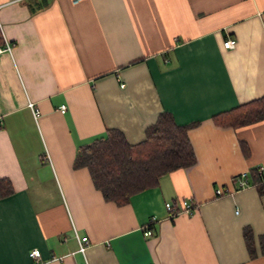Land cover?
<instances>
[{"label":"crops","instance_id":"crops-1","mask_svg":"<svg viewBox=\"0 0 264 264\" xmlns=\"http://www.w3.org/2000/svg\"><path fill=\"white\" fill-rule=\"evenodd\" d=\"M0 36V264H264V192L234 182L264 175V119L214 120L264 96V0H0ZM162 112L192 125L195 163L105 201L77 149L108 129L139 143ZM181 200L196 209L170 218Z\"/></svg>","mask_w":264,"mask_h":264},{"label":"trees","instance_id":"trees-1","mask_svg":"<svg viewBox=\"0 0 264 264\" xmlns=\"http://www.w3.org/2000/svg\"><path fill=\"white\" fill-rule=\"evenodd\" d=\"M1 39V36H0ZM264 119V96L251 100L214 117L218 125L241 127ZM192 125H177L169 112L160 113L146 128L144 139L129 144L117 129H108L104 136L77 149L73 167H86L94 187L102 198L117 206L128 203L130 197L158 184L165 174L192 166L195 155L188 138ZM244 154L247 146L242 144ZM251 179L259 192H264L261 177L253 170ZM10 182L0 179V197L11 194ZM242 237L251 259L257 256L254 235L249 227ZM258 248L264 255V234L258 236Z\"/></svg>","mask_w":264,"mask_h":264},{"label":"built area","instance_id":"built-area-1","mask_svg":"<svg viewBox=\"0 0 264 264\" xmlns=\"http://www.w3.org/2000/svg\"><path fill=\"white\" fill-rule=\"evenodd\" d=\"M70 1L73 4H77V3H79L82 0H70ZM234 45H235V40L232 39V38H227L223 42V47L227 48V49L233 48ZM3 51H10V45L8 43H5L4 47L0 48V52H3ZM28 105H29V107H30V109L32 111L33 116L36 117L38 115V113H39L38 108L33 106L32 103H29ZM60 111L64 112L65 111V106H61L60 107ZM257 172H258L259 177H261V181L260 182L264 183V175H263L262 167H259ZM234 182L236 183V189L235 190L244 189V188H247L249 186H255L253 183H251V182H249L247 180V173H242V174L238 175L234 179ZM214 193H215L216 196H223L225 194L231 193V191L228 188H216L214 190ZM178 206H179L178 208H175L174 205L171 202H166L165 203V208L169 212V217L170 218H173L179 212H184L186 214H192L194 212V210L196 209L195 208L196 206H194L191 202L186 201V200H181L179 202ZM153 221H154V219L151 218V220L149 222L150 224H148L149 226H147L145 228V230H144V235H146V236L151 235L152 230H151L150 226L152 225ZM77 242H78V250L80 252L84 253V251L86 249V246H87V243H88L87 237H85V236L77 237ZM28 256L31 259H38L40 257V253H39L38 250L33 249V250H31L28 253ZM81 264H85V263H81Z\"/></svg>","mask_w":264,"mask_h":264}]
</instances>
